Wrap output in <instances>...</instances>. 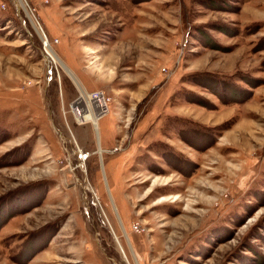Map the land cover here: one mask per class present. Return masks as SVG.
Listing matches in <instances>:
<instances>
[{
  "label": "rangeland",
  "instance_id": "rangeland-1",
  "mask_svg": "<svg viewBox=\"0 0 264 264\" xmlns=\"http://www.w3.org/2000/svg\"><path fill=\"white\" fill-rule=\"evenodd\" d=\"M23 2L0 0V264H264V0ZM40 28L110 97L98 140Z\"/></svg>",
  "mask_w": 264,
  "mask_h": 264
},
{
  "label": "bare ground",
  "instance_id": "bare-ground-1",
  "mask_svg": "<svg viewBox=\"0 0 264 264\" xmlns=\"http://www.w3.org/2000/svg\"><path fill=\"white\" fill-rule=\"evenodd\" d=\"M17 4H18V7H20V9L22 8L25 12H26V15H27V18H29L30 20L32 19L31 18V15H30V12L26 9V4L25 2H23V0H16ZM40 34L42 36V40H43V44H44V47L45 49L47 50V54H46V63H49V61L51 60L52 62H55L56 64H59L67 74H69V76L75 81V83L77 84V87L79 89V92L80 94L84 97L85 99V102L87 104V106L89 107V110H90V104L92 106V109L90 111L91 113V116L93 118V126L95 128V133H96V136H97V140H98V126L96 125L95 121L98 123L100 120L97 119V115L96 113L98 112V110L95 108V106L92 104L93 103V99L91 97H89L90 95H86L85 94V91L82 87V84L76 79V77H74V74L73 72L71 71V69L69 68L68 65L64 64V62L57 56V54L55 53V51L53 50L52 47H50L49 45V41L47 39V37L42 33L41 31V28H40ZM89 98V99H88ZM109 109V107H108Z\"/></svg>",
  "mask_w": 264,
  "mask_h": 264
},
{
  "label": "built area",
  "instance_id": "built-area-1",
  "mask_svg": "<svg viewBox=\"0 0 264 264\" xmlns=\"http://www.w3.org/2000/svg\"><path fill=\"white\" fill-rule=\"evenodd\" d=\"M87 94H89L94 101H93V105L95 106V108L98 110V112L96 113L97 115V119L99 120L101 117H103L104 115H106L109 110H108V104H110L111 100L110 97L105 94V92L103 90H95V91H91V92H87ZM74 103H72L73 105ZM74 106V105H73ZM86 108H84V105L81 104L80 106V110L82 111V113L85 114L86 110H84ZM75 110V109H74ZM77 114H81L77 111ZM82 123V121H81Z\"/></svg>",
  "mask_w": 264,
  "mask_h": 264
},
{
  "label": "crops",
  "instance_id": "crops-1",
  "mask_svg": "<svg viewBox=\"0 0 264 264\" xmlns=\"http://www.w3.org/2000/svg\"><path fill=\"white\" fill-rule=\"evenodd\" d=\"M65 63H66V62H65ZM66 64H69V67L72 68L71 70H73V71L76 73V75H78L79 78L82 79L81 82H82L83 85H84V84H85V79H83V77H82V75H81V72H80V71H77V69H76V67H75L76 64L73 63V64H74V67H73V65H72L71 63H66ZM83 80H84V81H83Z\"/></svg>",
  "mask_w": 264,
  "mask_h": 264
}]
</instances>
